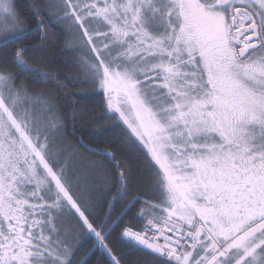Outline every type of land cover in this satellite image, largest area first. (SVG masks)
I'll use <instances>...</instances> for the list:
<instances>
[{"label":"snow or ice","instance_id":"6c2138e0","mask_svg":"<svg viewBox=\"0 0 264 264\" xmlns=\"http://www.w3.org/2000/svg\"><path fill=\"white\" fill-rule=\"evenodd\" d=\"M0 264H264V0H0Z\"/></svg>","mask_w":264,"mask_h":264},{"label":"trees","instance_id":"16d2710c","mask_svg":"<svg viewBox=\"0 0 264 264\" xmlns=\"http://www.w3.org/2000/svg\"><path fill=\"white\" fill-rule=\"evenodd\" d=\"M92 103H93V100H91V99H87V100H83V101H81V104H82V105H85V106H87V105H91ZM97 159H101V158L97 157ZM142 257H143V254H142V253H137L136 256L133 257V259H134V260H139V259H141Z\"/></svg>","mask_w":264,"mask_h":264}]
</instances>
